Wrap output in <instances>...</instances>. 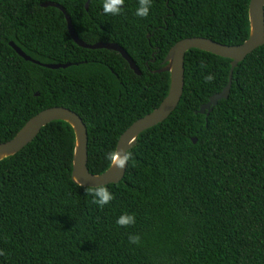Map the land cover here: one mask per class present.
<instances>
[{
	"label": "trees",
	"instance_id": "1",
	"mask_svg": "<svg viewBox=\"0 0 264 264\" xmlns=\"http://www.w3.org/2000/svg\"><path fill=\"white\" fill-rule=\"evenodd\" d=\"M250 1L151 0L140 18L138 0H124L115 16L103 12L104 0H0V144L42 111L64 107L86 124L87 167L102 175L112 166L105 154L167 97L170 74L157 71L171 48L195 37L242 45ZM47 2L64 8L84 43L124 49L141 75L119 53L76 45L64 14L41 7ZM11 42L43 65L70 66L25 61ZM231 62L186 54L176 111L139 136L103 208L72 180L76 139L66 122L1 161L0 264H264V46L235 69L228 99L196 114L227 86ZM124 213L134 225H117ZM130 234L141 243L130 244Z\"/></svg>",
	"mask_w": 264,
	"mask_h": 264
},
{
	"label": "water",
	"instance_id": "2",
	"mask_svg": "<svg viewBox=\"0 0 264 264\" xmlns=\"http://www.w3.org/2000/svg\"><path fill=\"white\" fill-rule=\"evenodd\" d=\"M89 3L86 4L88 10ZM43 8L53 7L59 9L65 16L68 32L76 45L87 50H108L119 53L129 64L131 70L140 76L141 72L124 49L116 44L97 43L88 45L81 41L72 26V22L66 11L60 5L47 2L41 5ZM250 36L247 41L239 46H227L213 40L195 37L179 41L169 51L163 62L164 67L158 73H169L171 77L170 90L161 105L152 113L136 121L120 137L116 150L130 151L137 143L139 136L145 131L166 121L177 109L185 86V56L193 50L198 49L211 53L215 56L231 60V71L227 86L219 94L212 96L209 102L200 107L196 114L209 115L213 108L221 100H227L232 88V80L235 69L255 50L264 46V0H251L249 5ZM10 46L25 61L43 66L51 70L66 69L70 65H43L25 55L13 42ZM55 121L68 123L75 133V151L73 156L72 180L78 185L77 180L83 187H95L101 185L119 184L125 177L127 167L121 170L110 167L102 175H92L87 167L88 164V130L83 119L74 111L64 107H53L46 109L33 117L10 141L0 144V162L12 157L28 146L47 125ZM132 140V144L129 141ZM193 143H197L194 138Z\"/></svg>",
	"mask_w": 264,
	"mask_h": 264
},
{
	"label": "clouds",
	"instance_id": "3",
	"mask_svg": "<svg viewBox=\"0 0 264 264\" xmlns=\"http://www.w3.org/2000/svg\"><path fill=\"white\" fill-rule=\"evenodd\" d=\"M124 5V0H104L103 2V12L107 15H119L121 9ZM138 7L136 9L135 15L140 18H147L149 15V10L151 8V0H138ZM205 65L201 64V68H204ZM214 77L209 74L204 77L206 83H211ZM129 144H132V140L129 141ZM132 153L130 151H121L115 150L105 154V159L110 161L112 167L123 170L126 165H128L129 160H131ZM80 187H83L78 180L76 181ZM86 195L91 196V203L97 205L100 208H103L105 205L109 204L112 200L115 199L112 192L109 191L108 187L105 185L87 187L85 189ZM135 216L133 214L124 213L117 218V225L120 227H129L135 224ZM128 241L130 244L139 245L141 239L139 235H129ZM0 255H5L3 251H0Z\"/></svg>",
	"mask_w": 264,
	"mask_h": 264
}]
</instances>
